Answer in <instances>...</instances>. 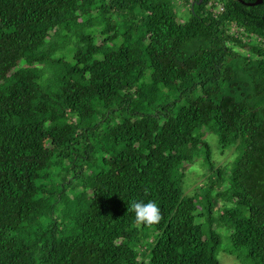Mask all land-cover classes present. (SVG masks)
<instances>
[{
    "label": "trees",
    "instance_id": "1",
    "mask_svg": "<svg viewBox=\"0 0 264 264\" xmlns=\"http://www.w3.org/2000/svg\"><path fill=\"white\" fill-rule=\"evenodd\" d=\"M243 1L0 0V264H221L220 229L264 264V0Z\"/></svg>",
    "mask_w": 264,
    "mask_h": 264
},
{
    "label": "rangeland",
    "instance_id": "2",
    "mask_svg": "<svg viewBox=\"0 0 264 264\" xmlns=\"http://www.w3.org/2000/svg\"><path fill=\"white\" fill-rule=\"evenodd\" d=\"M176 5L178 11L181 15L182 20H187L190 16L188 11V6L183 2V0H176ZM205 139L208 141L211 151L212 158L215 163L218 165H230L233 161L238 157L239 150L237 146H231L225 150H222L219 145V137L217 133L212 129L209 130L210 127H205ZM203 156L199 153L195 156L193 162H191L190 168L186 171V176L182 180V191L184 195H191L196 192L199 186L204 185L205 181L208 177V171L203 163ZM81 197L85 199L87 197V191H84L81 194ZM222 235V245L218 251V259L221 264H252L249 261H245L243 258L244 254L235 255L229 253L230 238L227 239L226 235L228 231L225 229L219 230Z\"/></svg>",
    "mask_w": 264,
    "mask_h": 264
},
{
    "label": "clouds",
    "instance_id": "3",
    "mask_svg": "<svg viewBox=\"0 0 264 264\" xmlns=\"http://www.w3.org/2000/svg\"><path fill=\"white\" fill-rule=\"evenodd\" d=\"M131 210L135 213V219L138 223L154 224L161 219L159 205L154 201L145 203L144 201H133Z\"/></svg>",
    "mask_w": 264,
    "mask_h": 264
},
{
    "label": "built area",
    "instance_id": "4",
    "mask_svg": "<svg viewBox=\"0 0 264 264\" xmlns=\"http://www.w3.org/2000/svg\"><path fill=\"white\" fill-rule=\"evenodd\" d=\"M207 7L215 14H218L225 10L226 0H208Z\"/></svg>",
    "mask_w": 264,
    "mask_h": 264
},
{
    "label": "water",
    "instance_id": "5",
    "mask_svg": "<svg viewBox=\"0 0 264 264\" xmlns=\"http://www.w3.org/2000/svg\"><path fill=\"white\" fill-rule=\"evenodd\" d=\"M203 1L204 0H198V2H197V4H201V3H203ZM241 1H243V0H241ZM263 0H256V1H254V2H247V4H249V5H255V4H258V3H261ZM244 2V1H243ZM195 4V3H194Z\"/></svg>",
    "mask_w": 264,
    "mask_h": 264
}]
</instances>
